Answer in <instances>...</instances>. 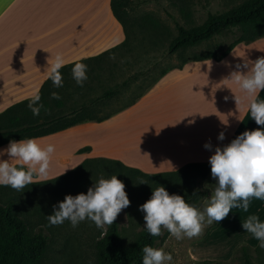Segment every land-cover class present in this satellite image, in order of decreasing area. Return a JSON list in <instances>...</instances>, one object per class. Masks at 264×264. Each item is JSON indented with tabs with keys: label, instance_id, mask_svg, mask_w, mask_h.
I'll return each mask as SVG.
<instances>
[{
	"label": "crops",
	"instance_id": "obj_1",
	"mask_svg": "<svg viewBox=\"0 0 264 264\" xmlns=\"http://www.w3.org/2000/svg\"><path fill=\"white\" fill-rule=\"evenodd\" d=\"M125 38L111 0H0V113L40 92L49 79L45 74L48 62L57 54L63 56L66 67L99 57ZM261 56L264 38L239 44L220 62L208 60L177 68L159 84L155 129L145 125L133 129L153 118L145 113L133 116L129 109L102 123L82 124L37 139L41 147L54 145L52 155H59L54 162L50 158L47 179L85 160L88 154L68 156L74 153L71 149H82L80 132L93 131V140L98 139L91 143L92 153L101 152L140 170L165 173L191 163H208L215 147L230 143L245 130L261 127L250 119V98L227 80L237 63ZM257 99L264 100V90ZM220 132L225 133L222 142L217 140ZM73 137L78 144H73ZM208 142L213 151L203 147ZM113 146L117 149L112 150ZM254 202L256 207L261 203Z\"/></svg>",
	"mask_w": 264,
	"mask_h": 264
},
{
	"label": "rangeland",
	"instance_id": "obj_2",
	"mask_svg": "<svg viewBox=\"0 0 264 264\" xmlns=\"http://www.w3.org/2000/svg\"><path fill=\"white\" fill-rule=\"evenodd\" d=\"M134 1L135 5L130 14L131 19L137 20V23L129 32L128 45L106 58L89 62L86 72L87 80L83 87L78 86L73 78L68 80V85L64 83L63 90H60L63 94L60 99L64 100L67 107L75 103L90 102L104 92L126 83L121 87V92L117 97L109 100L100 108H92L95 110L94 116L101 118L109 114L112 118L132 109L133 116L145 113L150 117L149 119H152L159 113V84L163 79L171 76L177 68L194 64L196 57L205 55L217 42L227 44L231 41L230 38H220L183 53H170L169 44L178 34L176 25L179 24L185 28L200 26L209 14L224 13L249 0H191L185 8L186 13H182L180 7L172 5L168 0ZM140 104L144 107L142 110L137 108ZM85 124L95 123L87 122L83 125ZM142 125H145L146 129L148 127L155 129V119L133 126V129H140ZM93 134V131L79 133L82 149L85 147L91 149L84 153L88 154L87 158L84 157L85 160L106 158L122 162L101 152L92 153L91 143L98 140H93ZM73 139V144L74 141L78 144V138L73 137ZM75 149H71L74 153L68 156L83 154L79 151L81 148ZM115 149H117L116 146H113L112 150ZM58 158L59 155H51V162ZM3 159L7 160L8 157L5 156ZM69 165L70 163L67 166ZM75 166L56 173L46 178L47 180L35 179L33 181V183L49 181L43 186H29L25 191H18L25 199L20 205V210L30 223L31 233L34 234L42 228L44 234L50 238V245L42 264H97L96 241L103 235L107 225L103 229H98L92 222L85 220L73 228L67 220L57 226H50L47 220V215L52 214L53 205L63 201L66 195L86 194L88 188L96 182L91 166L79 173L56 180L71 172ZM141 171L147 174L159 173V169ZM206 184L209 185L207 189L210 197L215 185L211 175L204 182V187ZM141 193L136 198V192L130 191L129 206L117 215L116 220L124 245L131 244L145 224L144 214L138 208L150 197L143 191ZM254 201L256 200H253L255 204ZM253 203H250L247 213L240 209H233L224 220L218 223L208 225L205 222L201 233L191 239L185 237L177 240L162 228L156 248L171 253L173 264H195L205 260L222 261L225 264H242L238 257H235V250L242 245H248L254 249L251 251V261L254 264H264V248L255 251L259 247L258 242L249 233L244 232L241 226L242 220L251 214L258 215L261 220H264V201H261L258 207ZM206 204L207 199L199 209L203 210Z\"/></svg>",
	"mask_w": 264,
	"mask_h": 264
},
{
	"label": "trees",
	"instance_id": "obj_3",
	"mask_svg": "<svg viewBox=\"0 0 264 264\" xmlns=\"http://www.w3.org/2000/svg\"><path fill=\"white\" fill-rule=\"evenodd\" d=\"M168 1L180 7L182 13H186L185 8L191 0ZM134 5V0H111L113 15L122 25L126 35L124 42L99 57L77 63H84L88 66L89 62L106 58L128 45L129 32L137 23V20L131 19L130 14ZM176 27L178 34L169 44L170 53H183L204 43L220 38H230L231 41L227 44L217 42L205 55L194 59L196 62L208 60L220 62L239 44H248L264 38V0H249L224 13L209 14L204 23L197 27L185 28L179 24ZM74 64L59 70L62 74V87H53L50 79L43 85L38 95L41 97L39 103L43 104L44 108L38 116H34L27 107L31 99L11 106L0 113V149L8 146L11 140L44 138L87 122L102 123L110 118L109 114L101 118L95 117V110L92 108H100L109 100L117 97L121 92V87L126 83L104 92L90 102L75 103L71 107H67L62 99L51 98L52 92H57L60 97L63 96L60 90H63L64 83L68 85V80L72 79L71 69ZM90 150L89 147H85L79 151L85 153ZM16 166L19 167V165ZM88 166L93 168L96 181L101 177L109 179L112 175H116L124 183L125 192L130 198V191L136 192V198L142 194L141 191L151 197L153 189L159 186L165 187L170 195H181L187 203L194 204L198 208L209 197V190L204 187V182L211 175L209 163H191L177 171L147 174L117 160L86 159L71 172L56 180L79 173ZM141 179L148 183L139 184ZM48 182L29 184L21 191H25L29 186H43ZM196 190L198 193L192 195ZM24 201V196L15 189L0 186V264H42L49 248L50 238L44 234V229L40 228L36 233H31L30 223L20 210V205ZM158 239L159 236H150L143 228L131 244L124 245L121 241L118 222L115 220L107 225L103 235L96 241L97 264H141L143 255L141 249L145 245L156 248ZM258 249L260 247H257L255 251ZM252 250L254 251L248 245H242L235 250V257H238L242 264H254L251 261ZM195 264L225 263L205 260Z\"/></svg>",
	"mask_w": 264,
	"mask_h": 264
},
{
	"label": "clouds",
	"instance_id": "obj_4",
	"mask_svg": "<svg viewBox=\"0 0 264 264\" xmlns=\"http://www.w3.org/2000/svg\"><path fill=\"white\" fill-rule=\"evenodd\" d=\"M48 64L45 74L53 87H62V74L59 70L65 64L63 56L57 54L54 61ZM86 72L87 65L84 63H75L71 69L72 78L80 87L87 80ZM227 80L237 84L250 98V119L261 127L245 130L230 143L215 147L208 160L215 185L203 210L187 203L181 195H170L163 186L153 189L151 197L138 208L144 214L143 228L150 236H160L163 228L177 240L185 237L191 239L201 233L205 222L208 225L218 223L233 209L247 213L252 200L264 201V100L257 99L258 93L264 90V56L255 61L237 63ZM50 96L52 99H60L57 92H52ZM224 99L227 101L229 97ZM40 100L41 97L37 94L27 105L34 116H38L44 108L39 103ZM234 100L238 105L239 99L234 97ZM217 140L224 141L225 133L220 132ZM203 147L213 151L210 142ZM54 151V145L41 147L35 138L9 141L6 148L0 149V186L21 191L35 179H46ZM5 156L8 157L7 160L3 159ZM147 183L143 179L139 182ZM205 187L209 185L206 184ZM197 193L198 190L192 195ZM129 204L125 185L116 175L109 179L101 177L88 188L86 194L66 195L63 201L53 205L52 214L47 215V220L50 226L61 225L67 220L73 228L87 220L96 228L103 229L112 224L121 210ZM241 226L244 232L258 242L260 248H264V220L251 214L242 220ZM141 251V264H173L172 254L163 249L145 245Z\"/></svg>",
	"mask_w": 264,
	"mask_h": 264
}]
</instances>
